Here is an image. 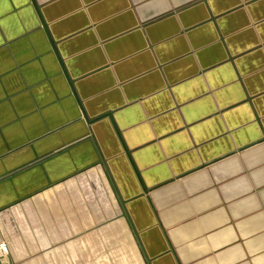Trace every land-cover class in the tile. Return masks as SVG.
<instances>
[{
	"label": "crops",
	"instance_id": "1",
	"mask_svg": "<svg viewBox=\"0 0 264 264\" xmlns=\"http://www.w3.org/2000/svg\"><path fill=\"white\" fill-rule=\"evenodd\" d=\"M0 264H264V0H0Z\"/></svg>",
	"mask_w": 264,
	"mask_h": 264
},
{
	"label": "built area",
	"instance_id": "2",
	"mask_svg": "<svg viewBox=\"0 0 264 264\" xmlns=\"http://www.w3.org/2000/svg\"><path fill=\"white\" fill-rule=\"evenodd\" d=\"M6 253H7V247L5 243H0V254L4 256Z\"/></svg>",
	"mask_w": 264,
	"mask_h": 264
}]
</instances>
